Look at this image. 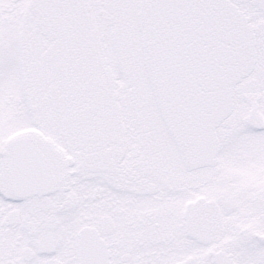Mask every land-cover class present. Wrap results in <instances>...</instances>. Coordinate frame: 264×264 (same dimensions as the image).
<instances>
[{
  "label": "snow or ice",
  "instance_id": "obj_1",
  "mask_svg": "<svg viewBox=\"0 0 264 264\" xmlns=\"http://www.w3.org/2000/svg\"><path fill=\"white\" fill-rule=\"evenodd\" d=\"M0 264H264V0H0Z\"/></svg>",
  "mask_w": 264,
  "mask_h": 264
}]
</instances>
